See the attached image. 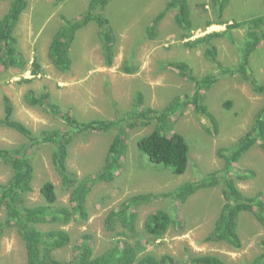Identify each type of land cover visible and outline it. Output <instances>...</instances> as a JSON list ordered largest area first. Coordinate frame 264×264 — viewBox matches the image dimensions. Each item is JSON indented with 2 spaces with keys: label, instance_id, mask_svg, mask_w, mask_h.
<instances>
[{
  "label": "rangeland",
  "instance_id": "1",
  "mask_svg": "<svg viewBox=\"0 0 264 264\" xmlns=\"http://www.w3.org/2000/svg\"><path fill=\"white\" fill-rule=\"evenodd\" d=\"M90 1L28 0L14 35L25 68L0 64V118L4 116L3 98L8 96L14 106L13 118L23 122L36 136L54 129L72 133L66 159L67 172L72 179L79 181L98 174L116 135L122 132L124 138L125 151L113 180L92 184L85 203L88 219L83 221L76 214L68 223L38 225L44 231L62 229L69 233L70 243L55 250L54 257L62 261L73 259L76 245L88 239L96 255L127 240L142 243L147 253L157 257L168 254L178 262L210 254L229 264H261L264 226L253 212L240 215L241 249L223 241L207 240L226 203V177L245 195L259 196L264 201L262 142L251 145L228 175L225 158V150L253 129L256 116L264 107V94L254 92L250 82L240 75H221L205 56V50L217 46L218 59L223 65L236 68L250 29L248 26L232 28V24L264 16V0H228L221 14L219 3L214 0H188L194 28L191 32L177 24L175 9L168 8L170 0H110L99 11L110 20L116 39L113 65L106 64L100 29L91 22L76 32L69 54L71 69L62 72L48 56L50 43L60 26L74 28L73 20L85 14ZM10 3L11 0H0V19L7 13ZM161 14L163 17L153 38L149 30ZM209 22L215 24L207 27ZM226 30L228 35L206 44L194 47L186 44L209 33ZM187 35L190 37L185 38ZM35 60L41 67L37 76L32 74ZM170 62L187 63L196 78L207 75L216 78L203 92V104L214 115L215 123L200 116L193 106L181 109L168 121V134H181L190 148L188 169L183 175H175L170 168L153 164L141 152L139 140L153 132L158 123L131 116L137 110L140 93L143 97L141 110H163L176 97L194 93V84L177 69L167 66ZM248 71L259 83H264V40L252 52ZM26 79L31 81L26 82ZM29 90L37 94L47 90L49 102L79 123L122 119L121 126L100 133L76 132L63 118L40 105H29L25 100ZM27 143L28 139L19 132L0 126V148H19ZM54 149V144L39 143L29 152L34 179L33 190L26 196L28 206L48 204L41 192L46 182L55 186L57 208L72 206L71 192L75 185H65L55 165ZM12 173L10 166L0 162V185L6 183ZM213 179L219 183L200 189L185 202L174 196L176 189L185 183ZM141 194L153 197L133 204L132 210L137 214L133 228L119 223L112 229L107 223L110 212L120 210L130 198ZM158 210L168 212L172 223L162 237L155 238L146 232L145 223L149 215ZM26 263L25 244L17 228L6 224V214L2 211L0 264Z\"/></svg>",
  "mask_w": 264,
  "mask_h": 264
},
{
  "label": "trees",
  "instance_id": "2",
  "mask_svg": "<svg viewBox=\"0 0 264 264\" xmlns=\"http://www.w3.org/2000/svg\"><path fill=\"white\" fill-rule=\"evenodd\" d=\"M110 0H91L88 10L80 19H75L72 26L67 29L62 25L55 33L49 47L48 56L54 66L62 71L69 72L71 69L70 49L76 32L88 26L91 22L97 24L100 29V40L106 55L108 66L113 65L114 47L116 39L112 34L110 20L100 12ZM219 3V13L221 14L228 5V0H214ZM28 7V0H11L7 13L0 19V64L5 67L18 66L25 68V62L17 49V39L15 29L20 22L21 16ZM168 8L175 9V19L177 24L188 32L193 31L191 20V10L188 0H170ZM159 15L149 30L150 36L154 38L157 25L162 19ZM215 23L209 22L207 27ZM219 24V23H218ZM249 27L248 40L241 48V62L236 68H227L218 59V48L212 45L205 50V56L216 66L221 75L237 76L250 82L252 90L259 94H264V83H259L248 71L250 56L257 46L264 40V16L252 18L242 22H235L232 28ZM229 30V29H228ZM213 32L193 41H188V46L206 44L212 39L228 35L229 31ZM187 35L185 38H189ZM33 76H37L41 67L37 60L33 62ZM179 71V74L189 79L195 86V91L191 95L179 96L172 100L163 110L147 108L140 109L142 95L138 94L137 110L131 115L132 118L144 119L145 121H156L158 125L149 135L139 140L138 146L141 152L148 159L157 165H163L171 169L175 175H183L190 161V148L185 138L175 133L170 136L167 132L168 121L181 109L193 106L196 112L205 117L209 122L215 123V117L203 104V92L215 81L213 75L196 78L192 75L191 69L185 62H170L167 64ZM126 71L130 72V69ZM30 82L31 80H25ZM25 100L29 105H40L44 110L49 111L56 117L63 118L76 132H104L121 126V120L107 121L94 120L88 123H79L70 115L62 114L57 105L49 102V92L46 90L41 94L29 90L25 94ZM4 116L0 118V126L13 129L28 139V143L17 148H0V162L12 168L11 178L0 185V212L6 214V224L17 228L18 234L23 240L27 250L26 264H229L219 256L199 255L188 259L186 262H178L171 255L165 254L157 257L152 253L145 252V247L140 242L130 243L127 240L117 242L113 247L100 254H95L94 249L88 241L77 244L75 255L69 261H62L54 257L55 250L68 246L71 241L67 231L62 229L41 230L38 225L43 223H68L76 214L87 220L89 214L85 206L88 194L91 192L92 184L97 181L113 180L114 172L120 168L121 157L125 151V143L122 132L118 133L107 153L105 164L101 171L94 176H88L76 181L67 172L66 159L68 157V143L70 142V132L54 129L44 130L39 136L23 122L13 118L14 106L8 96L3 98ZM147 124V123H146ZM261 141L264 146V107L256 116V121L250 133L244 136L238 143L225 150L226 173L233 171L235 163L245 154L249 147ZM39 143H50L55 145L54 160L55 165L65 182L70 187H75L71 192V207L57 208L55 203L58 194L52 182H46L41 192L47 205L28 206L26 196L32 190L34 179V167L29 157V152ZM219 182L217 179L202 180L198 182H188L179 186L174 192V196L185 202L188 197L197 193L200 189L212 187ZM226 203L216 221L213 232L207 237L208 241H223L236 249L243 246L239 233V219L243 212H253L257 220L264 226V201L259 196L250 197L241 192L235 182L230 178H225ZM150 194L136 195L125 202L118 211H111L107 223L113 229L119 223L123 226L133 228V223L137 214L132 210L133 204L149 201ZM172 223L171 216L165 210H158L149 215L145 223V230L155 238L162 237ZM125 234V233H123ZM87 237H89L87 235ZM264 248V241H263ZM145 252V253H142ZM260 263L264 264V254Z\"/></svg>",
  "mask_w": 264,
  "mask_h": 264
}]
</instances>
